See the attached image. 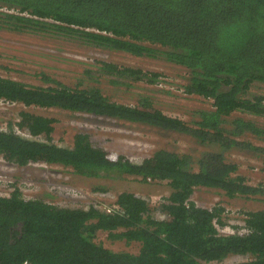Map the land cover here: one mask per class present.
Here are the masks:
<instances>
[{"label":"trees","instance_id":"obj_1","mask_svg":"<svg viewBox=\"0 0 264 264\" xmlns=\"http://www.w3.org/2000/svg\"><path fill=\"white\" fill-rule=\"evenodd\" d=\"M0 29L69 36L106 50L164 59L185 68L186 95L211 101L187 122L164 113L150 96L128 104L81 81L69 85L43 74L45 85H37L0 76V101L23 106L16 120L0 128V156L6 162L60 165L87 177L113 171L169 187L158 207L163 217L157 219L149 201L128 190L117 193L108 211L94 201L87 207L60 206L53 189L26 197L15 180L10 194L0 195V264H206L232 255L246 256L232 264H264L263 209L244 213L247 232L233 226L226 233L219 230L227 224L223 207L198 206L192 199L198 187L228 198L264 196V187L248 183L230 158L232 151L249 149L264 166V146L246 137L264 139V122L252 119L264 116V0H0ZM95 62L114 84H154L161 76ZM33 108L144 124L187 135L201 150L195 157L159 148L133 161L95 146L85 131L62 145L52 140L56 118ZM48 178L53 179L50 173ZM108 189L93 186L98 193ZM98 232L111 243L135 242L137 251H115L97 239Z\"/></svg>","mask_w":264,"mask_h":264},{"label":"rangeland","instance_id":"obj_2","mask_svg":"<svg viewBox=\"0 0 264 264\" xmlns=\"http://www.w3.org/2000/svg\"><path fill=\"white\" fill-rule=\"evenodd\" d=\"M96 60L131 65L145 71L161 73V76L154 84L146 81H129L128 85L114 84L110 81L112 77L99 74ZM85 70L91 71L85 73ZM185 73L184 67L171 64L161 58L138 57L120 51L106 50L69 36L0 29V76L37 85H45L43 74L69 85L81 81L83 86L97 85L111 98L128 104H133L141 96H150L164 113L190 122L192 118H195L193 111L210 108L211 101L197 95H186L183 92ZM258 86L261 88L262 85ZM22 107L19 103L0 101V128H5L7 121L16 120L17 113ZM33 109L56 118L52 140L62 145H69L75 133L85 131L90 133L95 146L122 153L133 161H139L159 148H169L179 153L188 152L195 157L201 150V147L187 135L176 132L163 133L144 124H128L60 108ZM237 114L242 115L238 112ZM255 118L259 122H264V116L252 119ZM246 137L252 138L255 143L261 142L259 145L264 146V139L258 140L251 135ZM230 158L238 162L240 172L246 176L248 183L260 184L264 187V166L252 150L232 151ZM67 171L60 165L17 166L6 162L0 156V195L8 196L13 188L10 184L17 180L20 190L26 197H40L48 189H53L57 194L56 203L60 206L84 205L87 207L91 201H94L99 205L98 208L105 210L114 206L117 193L128 190L149 201L154 218L163 217L158 207L162 197L169 192L165 181H160L161 183L143 181L139 177L126 174L118 176V173L113 171L102 177L74 175ZM49 173L53 179L48 178ZM29 183L32 187H29ZM99 183L109 189L104 193L94 192L93 186ZM192 199L198 206L211 208L219 204L223 207V216L228 224V228L223 229V232H231V224L242 223L243 225L245 212L264 210V196L260 195L249 198H228L217 194L211 188L198 187L192 193ZM106 237V233L98 232L97 234V239H102L115 251H137L138 246L135 242L126 244L118 240L111 243L107 241L108 239L106 240ZM243 260H246V256L232 255L222 261L206 264H232Z\"/></svg>","mask_w":264,"mask_h":264},{"label":"clouds","instance_id":"obj_3","mask_svg":"<svg viewBox=\"0 0 264 264\" xmlns=\"http://www.w3.org/2000/svg\"><path fill=\"white\" fill-rule=\"evenodd\" d=\"M145 200H146V199H145ZM114 206H115V205H114ZM114 206H113V207H114ZM226 225H228V224H226ZM243 225H244V224H243ZM243 225H242V224H240V225H234V224L232 225V224H231L230 227L233 228V226H238V227L240 228V229L238 228V231H239L240 233H242V229H243V230L246 229ZM233 231H234V230H233ZM222 232H223V231H222ZM226 233H229V232H226Z\"/></svg>","mask_w":264,"mask_h":264},{"label":"built area","instance_id":"obj_4","mask_svg":"<svg viewBox=\"0 0 264 264\" xmlns=\"http://www.w3.org/2000/svg\"><path fill=\"white\" fill-rule=\"evenodd\" d=\"M11 103H15V102H11ZM107 210H108V209H107ZM109 210H111V209H109ZM109 210H108V211H109ZM241 224H242V223H241ZM243 224H244V223H243ZM218 228H219V227H218ZM225 228H228V226H227V225H225L224 227H222V228H219V230L222 232V230H223V229H225ZM230 228H231V232H233V230H234V229H233L232 227H230ZM242 232H244V233H245V232H247V230H246V229H244Z\"/></svg>","mask_w":264,"mask_h":264},{"label":"flooded vegetation","instance_id":"obj_5","mask_svg":"<svg viewBox=\"0 0 264 264\" xmlns=\"http://www.w3.org/2000/svg\"><path fill=\"white\" fill-rule=\"evenodd\" d=\"M95 116V115H94Z\"/></svg>","mask_w":264,"mask_h":264}]
</instances>
